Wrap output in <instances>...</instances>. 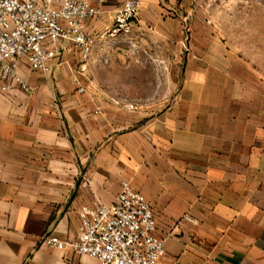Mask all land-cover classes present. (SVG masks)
<instances>
[{"label":"crops","instance_id":"1","mask_svg":"<svg viewBox=\"0 0 264 264\" xmlns=\"http://www.w3.org/2000/svg\"><path fill=\"white\" fill-rule=\"evenodd\" d=\"M139 1L131 35L96 41L81 73L67 47L47 73L21 67L33 92H0V264H99L42 240L75 238L80 206L111 204L123 180L163 264H264V77L228 49V19L196 17L201 0ZM78 74L93 76L81 93Z\"/></svg>","mask_w":264,"mask_h":264},{"label":"built area","instance_id":"2","mask_svg":"<svg viewBox=\"0 0 264 264\" xmlns=\"http://www.w3.org/2000/svg\"><path fill=\"white\" fill-rule=\"evenodd\" d=\"M102 3L103 0H0V92H33L21 74L22 66L47 73L52 62L69 47L77 52L83 69L96 41L130 36L140 1L123 0L111 26L93 37L87 26L102 16ZM185 30L188 32L187 27ZM77 90L84 91L79 84ZM115 104L126 111L137 108L134 102L118 100ZM78 218L77 234L72 240L64 242L48 234L42 241L60 250L69 247L99 264H163L165 239L156 235L150 204L128 181L120 182L111 204L80 206Z\"/></svg>","mask_w":264,"mask_h":264},{"label":"rangeland","instance_id":"3","mask_svg":"<svg viewBox=\"0 0 264 264\" xmlns=\"http://www.w3.org/2000/svg\"><path fill=\"white\" fill-rule=\"evenodd\" d=\"M201 5L196 17L205 21L228 19V49L239 52L240 57L264 77V0H201ZM79 71L81 73L82 69ZM73 80L81 85L83 81L92 82L93 76L86 80L78 74ZM136 109L142 111L145 107Z\"/></svg>","mask_w":264,"mask_h":264}]
</instances>
